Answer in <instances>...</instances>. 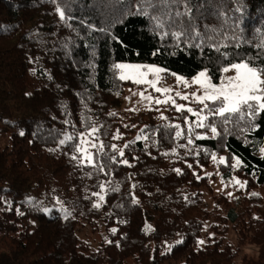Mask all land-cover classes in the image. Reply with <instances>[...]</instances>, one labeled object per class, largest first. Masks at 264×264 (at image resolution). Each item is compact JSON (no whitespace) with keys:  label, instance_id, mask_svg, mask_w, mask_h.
Wrapping results in <instances>:
<instances>
[{"label":"trees","instance_id":"obj_1","mask_svg":"<svg viewBox=\"0 0 264 264\" xmlns=\"http://www.w3.org/2000/svg\"><path fill=\"white\" fill-rule=\"evenodd\" d=\"M193 2L202 4L194 9L199 31L207 25L217 29L210 35L218 41L232 44L225 36L242 33L252 42L221 51L255 55L252 45L264 37V0ZM56 4L64 7V0ZM56 4L0 0V264H235L239 249L226 239L230 225L239 243L260 249L258 260L244 264H264V199L230 201L208 183L215 166L230 181L240 159L247 182L264 188V114L255 131L229 125L226 132L218 123L216 138L177 147L186 140L165 134L158 114L119 111L125 83L112 69L114 63L150 64L191 79L207 68L218 84L228 60L207 46L188 47L183 38L177 47L147 18L126 14L129 5L136 10V0H70L71 20L60 19ZM84 117L103 125L105 145L123 148L145 126L149 139L117 156L128 165L109 161L97 172L72 159L75 141L59 144L64 133L84 131ZM166 117L184 126L180 113L171 109ZM117 129L120 140L112 139ZM196 131L211 137L208 129ZM213 153L225 163L214 162ZM102 182L99 201L92 193Z\"/></svg>","mask_w":264,"mask_h":264},{"label":"snow or ice","instance_id":"obj_2","mask_svg":"<svg viewBox=\"0 0 264 264\" xmlns=\"http://www.w3.org/2000/svg\"><path fill=\"white\" fill-rule=\"evenodd\" d=\"M52 2L56 4V0H52ZM116 2H120V0H116ZM208 2L209 0H204V3ZM69 5L70 0H64V7L56 4L55 11L61 20L74 18L70 14L66 15V12H71ZM201 7L202 4L194 3L193 0H136V10L134 12L131 11V5H129L126 14L147 18L154 32H157L162 37L171 35L177 42V47L183 38L188 47L195 46L203 49L204 46H207L214 49L221 57L228 60V64L222 66L220 71L224 74L234 72V75L222 76L217 84L213 83V78L209 75L207 68L200 71L190 81L183 76L169 73L175 76L177 85H182L185 89L196 86V89L189 93L177 91L173 87L161 86V82L164 79L162 74L167 72L162 67L127 63H114L112 65L113 72L120 81H130L137 86H146L138 92L134 91L132 95L138 96L139 102L143 103L147 110L160 112V119L166 121L162 125L163 129L166 130L165 134L171 135L174 140H186V144H178L177 147L186 148L189 145H193L195 140L216 138L220 135L216 126L218 123L224 127L226 132L229 125H235L244 132L255 131L259 128V125L255 123L257 117L264 114V37L252 45L257 49L255 55L250 53L241 55L239 52L221 51L222 48L227 49L229 47L240 49L243 45L252 44V42L245 38L242 33H234L231 37L225 36L224 40H231L232 44L218 41L213 35H210V33H217V29L209 28L207 25H205L203 33L199 31V25L196 23L197 15L194 14V9L198 13ZM257 31L259 32L260 30L258 29ZM197 40L199 43H196ZM230 56L233 57L232 60L228 59ZM236 57H239V62H236ZM256 61H262V63H256ZM149 89L159 95L154 96L152 92L148 91ZM177 98L188 103H177ZM125 99L130 98L126 97ZM189 104H196L201 107L193 108ZM162 105L171 107L175 112L180 113L184 120V126L182 127L179 123L168 121V117L164 116L160 110L159 106ZM153 106H155V109H153ZM128 111L135 112L137 109L133 107L128 109ZM184 113L195 117V120L190 121L189 116L183 115ZM109 115L115 116L116 113H109ZM65 123L69 124L71 122L65 121ZM82 123L84 124V131L64 133L63 139L59 141V144L65 145L75 141L71 144L74 153L72 159L77 160L80 165L90 166L97 172H105V169L109 168V161L128 165L126 159L117 161V156L123 157L124 149L128 148L130 144L149 139V134L145 131L147 126H145L137 134L135 140L125 143L123 148H118L116 144L105 145L100 137L103 125L97 126L89 117H84ZM241 124L244 125L243 128H241ZM73 127L75 126L73 125ZM124 127H129V125ZM131 127H135V125ZM197 129H208L211 137L198 133ZM151 131L153 134L158 133L160 126ZM23 134L22 132L21 135ZM104 135H107V133H104ZM112 139H122L119 129L113 134ZM106 148H109L116 155H110ZM173 154H175L174 150ZM165 155H168V153H165ZM211 158L219 164L225 163V158L223 157L217 161L214 153L211 154ZM240 164V159H236L235 164L232 166L239 167ZM175 171L177 173L180 172L179 169H175ZM88 175L91 176V173H88ZM235 183L243 187L239 180H235ZM99 187L101 191L94 192L92 195L97 196L99 201H104L105 196L102 193L105 192V184L102 182ZM111 190L116 191L118 189L112 188ZM253 195H256V193H253ZM94 207L98 208L100 204L96 203ZM45 211L48 210L45 209ZM69 215L71 213L66 212L65 218ZM111 231L115 232L116 229ZM199 243L202 244L204 242L199 241Z\"/></svg>","mask_w":264,"mask_h":264},{"label":"rangeland","instance_id":"obj_3","mask_svg":"<svg viewBox=\"0 0 264 264\" xmlns=\"http://www.w3.org/2000/svg\"><path fill=\"white\" fill-rule=\"evenodd\" d=\"M127 64H130V63H127ZM137 65H150V64H137ZM234 74H235L234 72H229L227 74H223V76L224 75H234ZM162 75H163L164 79L161 82V86L173 87L177 91L189 92V93L196 89V86H192L188 89H185V88H183L182 85H177L176 78L174 75L167 74L166 72L163 73ZM186 79H188V78H186ZM191 79H188V80L190 81ZM122 82L125 83L124 98L122 100L119 111L120 112H126V110L128 111V109L133 108V107H135L138 112L145 110L146 108L144 107V104L139 102V97L133 96L132 93L134 91L138 92L146 86H144V85L137 86V85H134L130 81H122ZM148 91L152 92L151 89H149ZM152 94L154 96L159 95L158 93H154V92H152ZM126 97H129L130 99H125ZM177 103L187 104L188 102L179 100L177 98ZM189 106H191L193 108H198V105H196V104H189ZM159 107H160V110L163 112L164 116H166V111H169L172 109L171 107L163 106V105L159 106ZM153 109H155V106H153ZM172 110H174V109H172ZM151 111L158 114V116L160 117V112H158L156 110H151ZM194 120H195V117H194ZM259 155H264V144L259 151ZM209 175H210V179H209L208 183L210 185L211 191L215 195H218V194L226 195L228 197V199H230V201H233L236 198L241 197L243 200L245 199L244 202H246V203L250 199H255L256 202L264 199V188H256L249 181V183L251 184L250 185L247 182V180L244 178V176L242 175V172L239 170V167H236V171H235L233 178L227 182H224V180L221 178V174L218 172L217 166L210 169ZM235 180H239L243 184V187H241L240 184H236ZM248 184L250 186H248ZM204 193H205L207 200L210 203H212L211 202L212 197L209 195L207 190H205ZM253 193H256V195H253ZM237 233H238V230H237L236 226L230 225L229 232H228V235L226 238L228 242L234 244L239 249V257L235 261V264H244L245 260H258L261 256L260 252H259V250H260L259 247L255 246L254 244H251V243L249 244L248 241H246L245 243L244 242L239 243Z\"/></svg>","mask_w":264,"mask_h":264}]
</instances>
